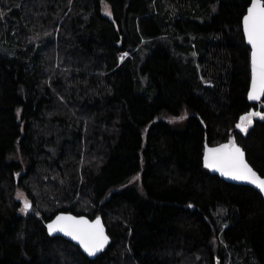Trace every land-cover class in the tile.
I'll return each mask as SVG.
<instances>
[{"label": "trees", "instance_id": "trees-1", "mask_svg": "<svg viewBox=\"0 0 264 264\" xmlns=\"http://www.w3.org/2000/svg\"><path fill=\"white\" fill-rule=\"evenodd\" d=\"M250 2L0 0V264H264L263 196L204 163L257 108ZM236 137L264 176V120ZM61 211L108 248L51 236Z\"/></svg>", "mask_w": 264, "mask_h": 264}, {"label": "snow or ice", "instance_id": "snow-or-ice-1", "mask_svg": "<svg viewBox=\"0 0 264 264\" xmlns=\"http://www.w3.org/2000/svg\"><path fill=\"white\" fill-rule=\"evenodd\" d=\"M244 28L248 42L253 48V85L249 99L258 100L261 95H264V0H253L248 14L244 17ZM257 116L264 119V115L251 112L241 117L237 127L247 132L253 117ZM205 167L218 170L222 175L231 176L236 180H246L264 191V178L259 177L245 162L244 152L236 146L234 140L219 148L208 149L205 155ZM30 207L31 204L25 200V209ZM48 228L50 232L63 231L72 236L90 255L101 251L108 242L98 218L95 224H89L83 219L76 220L74 217L61 216L56 222L48 225Z\"/></svg>", "mask_w": 264, "mask_h": 264}, {"label": "water", "instance_id": "water-1", "mask_svg": "<svg viewBox=\"0 0 264 264\" xmlns=\"http://www.w3.org/2000/svg\"><path fill=\"white\" fill-rule=\"evenodd\" d=\"M252 3H253V0H251L249 6L247 7L246 13L244 14V16H243V18H242V28H243V33H244L245 41H246L247 45L250 47V51H251V52H250V57H251V59H250V62H251V80H250V87H249V91H248V99H249V95H250V93H251V91H252V85H253V71H252V52H253V48H252V45L249 44L248 39H247V35H246V33H245V28H244V17L248 14V9L252 6ZM249 101H250L251 103H253V104H256V105H257V108H252V109H250L249 111L243 113V114L240 116V118H239V120L237 121V123L235 124V126L231 129V131H230V133H229V138H228L227 141H225V142H223V143H221V144H218V145H214V146H213V145H208V144L206 145V147H205V153H204V163H205V155H206L208 149L219 148L221 145L230 144V142L234 140L236 146H238V147H239L240 149H242V151L244 152V159H245V162H246V163H247V164L253 169V171H255V172L257 173V175H258L259 177L264 178V176L261 175V173H260L257 169H255V168L253 167V165L248 161V159H247V155H246V151H245L244 148L238 143V141H237V137H236V134H237V133H240V134H242L243 136H247L248 133L250 132V130L254 127L256 121H263V120H264V119H261L259 116H257V117H253V122H252L251 126L248 128L247 132H244V131H242L240 128L237 127V125L240 123V119H241V117L247 115L248 113H251V112H258V113H260L261 115H264V95H261L260 98H259L258 100H251V99H249ZM209 170H210L212 173L219 175L221 178H223L224 180H226V181H228V182H231V183H234V184H238V185H247V186H251V187L255 188L256 190H258V191L261 193V195H262L263 198H264V191H261V189H260L259 187H257L256 185H254V184H252V183H250V182H248V181H246V180H236V179H233L231 176L222 175L221 172L218 171V170H213V169H210V168H209ZM61 216H63V217H74L76 220H81V219H83V220L88 221L89 224H95V222H96V220H97V218H98L99 221H100L101 226L103 227L104 234H105V236H107V238H108V242H107V244L104 246V248H103L101 251H98L95 255H90V254L88 253V251L85 250V248L83 247V245H81L80 242H79L78 240L73 239L72 236L65 234V232H63V231H54V232H50V231H49V228H48V225L53 224L54 222H56L57 218H58V217H61ZM47 230H48V233H49L51 236H61V237H63L64 239L73 242L75 245H77V246L81 249V251H82L85 255H87V256H88L89 258H91V259L96 258V257H97L102 251L106 250V249L108 248V246L110 245V243H111V236H110V234H109V232H108V230H107V226H106V224H105V222H104V219H103V217H102L101 215H97V216L91 218V217H89L88 215H85V214H76V213L69 212V211H61V212H58L57 214H55V215L53 216V218L47 223Z\"/></svg>", "mask_w": 264, "mask_h": 264}, {"label": "rangeland", "instance_id": "rangeland-1", "mask_svg": "<svg viewBox=\"0 0 264 264\" xmlns=\"http://www.w3.org/2000/svg\"><path fill=\"white\" fill-rule=\"evenodd\" d=\"M103 12H104L106 15H109V16L112 14L108 4H104ZM191 51H192V52H191ZM191 51H190L189 54L195 55V53L193 52V51H195V50L192 49ZM140 80H141V86H142V88H143V87H145V85L148 83L149 77H148V75H146V74L140 72ZM139 90H140V91H143V90H141V89H139ZM153 96H154V94H151V95H150L151 98H152ZM186 116H187V113H184V114H182V115H180V116H174V117H173V116H169V117H167V118H168L170 121H172V122H176V123H177V122H182V121H184L185 118H186ZM17 197H18V199H19L20 202H21V210H22V211L26 210V209H25V200H27L29 203H31V199L28 197L27 193H26L25 191H23V190H19Z\"/></svg>", "mask_w": 264, "mask_h": 264}, {"label": "built area", "instance_id": "built-area-1", "mask_svg": "<svg viewBox=\"0 0 264 264\" xmlns=\"http://www.w3.org/2000/svg\"><path fill=\"white\" fill-rule=\"evenodd\" d=\"M126 54V53H125ZM127 55V54H126Z\"/></svg>", "mask_w": 264, "mask_h": 264}]
</instances>
